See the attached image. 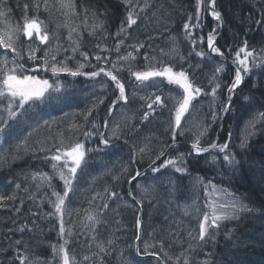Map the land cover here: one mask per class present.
<instances>
[{"label":"trees","instance_id":"1","mask_svg":"<svg viewBox=\"0 0 264 264\" xmlns=\"http://www.w3.org/2000/svg\"><path fill=\"white\" fill-rule=\"evenodd\" d=\"M0 2L6 3L11 8L9 14L0 17V32L15 29L23 24V15L16 7L18 3H39L38 18L40 21L48 23L51 31L57 32L60 36L58 41L60 45L66 47L69 35L71 34L72 39L76 40L77 34H79L77 41L80 45L79 50L87 51L91 64L95 65V67H89L86 64L83 71L90 72L99 70L101 67L106 71L113 70L112 63L97 64L94 54L108 57L110 61L116 62V69L113 70V74L125 82L126 94L130 98L127 105L118 104L116 106L113 116L120 124L122 134H126L129 127H134L137 129L134 135L139 137L137 141L139 146L145 147L147 145L140 162L135 166L129 161L127 147L124 148L119 159L95 154L91 156L88 169L91 175L87 176L85 181L79 185L80 190L76 195L73 196V193H69L68 199L65 201V207L70 211V214L65 216V238H68V229H71V238L66 245L70 261L74 257L76 264H81L83 256L93 257L98 252L97 244H101L107 250L110 247L107 241L112 240L118 248L112 247L110 253L104 254L103 264H157L152 259H139L135 254V236L137 234L135 219L138 213L136 206L127 197V184L131 176L134 175L136 168L143 170L148 167L161 146L171 142L170 136L166 132V121L170 117V112L167 109H157L155 118L150 117L151 123L141 122L143 112L147 110L146 103L150 102L149 96L152 93L161 95L165 105L170 107L172 102L168 97H178L182 93V89L174 84H169L163 77L154 78L160 86L159 91L155 86H130L128 82L129 70L125 66V62L117 61L118 53L115 52V45L119 40H124L119 53L123 55L126 54L128 45L138 42L144 43L145 47L139 49L141 55H138L135 61L130 62L134 71L152 70L143 59V54L147 52L150 57L155 56V60L151 62L155 70L169 65H173L175 70H179L182 65L187 69L189 79L207 92H210L212 87L209 81L214 75L217 76L222 83L213 108L219 113L220 105L225 101L226 86L231 83L235 72L232 67L208 53L207 35L214 28L218 34L217 22L211 18L207 11L202 10L203 23L200 28L192 30L194 37L204 36V43L202 45L197 44L196 51L202 48L210 56V59L206 58L201 61L194 53L190 55L191 44L185 39L183 27L184 23L188 22L187 16L189 14L193 16L191 23H196V0H148L151 7L146 10L148 14L146 23L142 24L138 21L140 26L134 25L132 28H127L125 25L126 31L120 36H116V33L120 28V22L125 18L126 11L121 0H71L74 8L70 12L60 7L61 0H0ZM63 2L67 3L68 0H63ZM140 3L143 6V0H140ZM216 8L222 12L225 22L223 35L216 46L224 54L234 57L235 53L244 46V40H247L248 51L252 52V56L249 57L250 66L253 63V58L257 64L258 59L264 58V51H262L264 50V28H260L254 23L260 19L261 0H216ZM93 13L96 15L93 16ZM100 13H108L109 15L107 19H104ZM27 15L32 17L33 12L30 10ZM101 21L103 27H96ZM69 28L74 29V31L70 33ZM102 32L105 33L103 37H101ZM149 37L152 39L149 40ZM24 40L25 37L21 35L20 41L23 42ZM97 43L100 44V48L96 47ZM149 44L152 45L151 49L148 48ZM40 47L41 51L37 52V57L42 55V50L47 45ZM105 48L111 51H102ZM161 49L168 53V56H162ZM127 50L131 49L127 48ZM7 51L4 50V52ZM54 54L57 60H60L64 55H70V52L65 53L61 50L57 54L54 50L49 51V57ZM13 55L15 54L13 53ZM12 56H9L8 59L11 60ZM180 57L184 59L181 60ZM189 61L192 64L200 63L201 66L193 72L191 68H188ZM68 64L70 67H74L73 61H68ZM259 64H264V60L260 61ZM217 67H223V71L216 73ZM8 68L12 69L14 65L9 64ZM44 78L49 79L50 83L54 79L52 76H45ZM262 79H264V71L254 68L253 74L248 76L243 86L236 92L233 98V110L228 112L222 124L219 143L225 142L228 133L231 132L229 147L239 162L234 169L222 162V154H216L217 163L214 165L210 163L211 155L199 158L187 157L189 150L178 148L176 151H172V154L177 156L178 153H185L188 174H172L171 183L167 178L161 182L154 181L153 174H148L139 180L141 187L148 189L147 193L142 192L141 188L136 186L137 182L134 184V196L137 200L144 201L142 238L156 243L157 246L149 248L148 252L159 256L164 264H184L185 260L191 264L193 256L199 261L209 260L210 264H264V182L261 180L262 172H264V120H256L254 127L249 129L251 134L248 136L247 146L244 149L239 147L245 134L247 122L254 120L260 113H264V82ZM71 80L72 78L65 74L61 75V81L75 93V97L70 102L45 106L37 110L41 120L46 119L50 123L41 127L34 137L36 141H43V145L36 143L34 147L43 146L47 148L52 145L61 146V144L67 146L83 140L82 131L89 130V126L84 124L81 115L73 116L72 114L81 113L86 108H92L93 104H96V108L89 120L95 119V123L100 125V130L103 131L106 109L118 96L117 89L104 76L90 81L75 78L74 84L70 83ZM131 80L134 81L135 78L131 77ZM151 83V80L144 82V84ZM133 91L135 100L132 99ZM242 97L249 99L242 100ZM152 98L154 99V97ZM100 99L103 100L102 104L99 103ZM210 101L211 97L199 96L197 100L192 102L197 111L193 112L190 108L191 119L186 113L182 120V126H184L185 121H188L193 131L201 123L210 124L207 136L201 140V145L205 147L214 141L219 121L218 118L215 123H211ZM5 104L6 101L0 102V110L5 107ZM153 107L156 108L157 106L154 104ZM65 113L69 115L65 116ZM73 124L83 125V129L73 128ZM112 126L113 122L110 119L109 128ZM108 134L106 130L105 135ZM125 138L128 139L129 145L134 143L133 139L128 138L127 135ZM185 138H187L186 143L191 144L189 132H185L184 138L177 137L180 142H184ZM11 139L12 137H9V140ZM96 143H98V137ZM32 147L33 145L29 146L27 154L21 151L20 158L11 161L10 166L7 161H0V195L12 194L13 184H9L8 181H16L18 176L24 177L29 173L37 175V179H29L22 183V188L28 187V193L18 192V197L25 198V203L21 208L22 215L13 213L11 207H0V245L7 246L10 239H22L27 243L30 259L37 260L38 264H58L60 256L54 255L52 248V245L59 246L64 243V240L57 235L58 222L51 217L45 219L39 215L40 212L52 211L51 205L46 202L48 196L45 195V193L50 195L51 189L39 179V175L42 172L53 177L54 173L50 164L39 159L45 153L35 152L33 155ZM85 147H92V142L85 141ZM54 151L53 148L52 152L54 153ZM205 158L209 163L205 162ZM105 164H107V168ZM177 164L179 165V161ZM214 167L215 169L219 167V172H224L227 180L223 183L213 184L221 190L226 189L229 193L240 197L242 203L248 205L253 211L241 212L237 218L223 221V226L214 245L208 244L200 252L198 245L193 241L192 250L187 251L191 240L188 233L190 230L197 229V216L204 211H209V197L213 190V188L201 187L194 178L200 177L207 183L211 178V173L215 176L219 175L218 172L212 171ZM124 168L127 170L123 171ZM162 171L167 175L171 169ZM112 174H119V180L114 181ZM155 175L159 176L160 174ZM94 177L96 178L95 182H93ZM52 184L56 191H61L63 182L58 175L54 176ZM105 187H110L111 191L118 192L122 197L119 201L115 199L108 201L109 209L115 207L118 214L101 213V223L96 224L95 231H92L91 222L87 220V216L95 215V208L90 206L89 201L92 197H97L94 203L99 205L101 200L97 194L104 195ZM29 194H34V200L27 199ZM105 198L107 197L105 196ZM5 203L11 205V202ZM16 204L19 206V199ZM36 204H39L40 207L37 208ZM30 212L37 214L35 217L36 227H32ZM14 217L17 222L28 219L32 231H26L24 234L16 232L15 235L8 232V228L12 227ZM160 237L170 238L174 242L171 245L165 242L164 248L161 250L159 247ZM0 251H3L2 247H0ZM208 253H214V255L209 257ZM140 254L145 255L142 245ZM5 256L11 259L13 253L8 251ZM3 258L5 257L0 256V259Z\"/></svg>","mask_w":264,"mask_h":264},{"label":"snow or ice","instance_id":"2","mask_svg":"<svg viewBox=\"0 0 264 264\" xmlns=\"http://www.w3.org/2000/svg\"><path fill=\"white\" fill-rule=\"evenodd\" d=\"M125 6V18L120 22V28L116 33V36H120L126 31L125 25L127 28H132V26L139 27L138 21L140 23H146L147 12L151 6L148 3V0H143V6H141L140 0H121ZM16 7L20 10L23 15V24L18 26L15 29H9L4 32H0V102L6 101L5 107L0 110V161H15L20 158V153L23 151L24 154H27L29 151V146L33 145L32 151L33 155L35 152H44L45 155L40 157L43 162L50 164L51 169L55 175H58L60 180L63 182V187L61 191H56L55 187L52 184L53 177H49L47 173H40L39 179L42 182L47 184V187L51 189L50 195L45 193L47 198V203L52 207V211L48 213L40 212L39 215L45 219L51 217L52 219L58 222L57 235L64 240V243L56 246L52 245L54 255L60 256V261L58 264H76L75 258L73 257L70 261L69 251L66 245L71 238V229H68V238H65L66 228H65V216L70 214V211L65 207V201L68 199L69 193H73V196L80 190L79 185L85 181V178L91 173L88 171L91 163V156L102 155L104 157H116L117 159L123 154L125 147L129 151V161L135 166L140 162V158L145 152V147H140L137 141L139 140L138 136H135L134 133L137 131L134 127H129L126 134H122V129L120 124L117 122L116 117L113 116V110L116 108V105L123 101L124 105H127L129 102V95L126 94L125 82L118 78L117 75L113 74V70L116 69V62L110 61L108 57H102L99 54H94V59L99 63H112L113 70H105L103 67L99 70H94L90 72H85L83 69L86 64L89 67H95L91 64L89 54L87 51H80V45L77 43L79 40V34H77V39L73 40L71 34L68 37L67 46H62L58 43L60 36L56 31H51L49 29L48 23L40 21L38 15L40 13L39 3H18ZM47 8V5H45ZM60 7L62 9H67L69 12L74 8V5L71 3V0H68L67 3H64L61 0ZM33 12V16L29 17L27 13L29 11ZM202 10L207 11L208 14L217 22V27L223 26V16L220 11L216 8V0H207L205 5V0H196L195 4V20L196 23L192 24L193 19L192 15L187 16V21L184 23L185 39L188 40L191 44V52L195 54L196 57H199L201 61L204 59H210V56L206 54L203 49L196 51L197 44L204 43V36L201 35L198 38L192 35V30L194 28H200L203 23ZM87 13V10H85ZM11 12V8L7 6L6 3L0 2V17H4L6 14ZM96 13H93L95 16ZM104 19H107L108 13H100ZM260 19L254 21L255 25L260 28H264V0H261V12L259 13ZM50 23V21H49ZM43 25V27H41ZM67 27V25H64ZM59 27V26H58ZM96 27H103V22L96 25ZM74 29L69 28L71 33ZM51 34V36H50ZM105 33H101L103 37ZM23 35L25 40L20 41V37ZM218 38L216 29L214 28L212 32L207 35V47L211 50L212 53L218 54L221 57H224V53L219 47L216 46V39ZM152 37H149L151 40ZM38 42V43H37ZM124 43V40L121 39L115 45V52L118 53L117 61L125 62V66L129 70V84L134 85L135 87H153L155 86L159 91L160 86L157 81L154 79L156 77L166 78L169 84H174L178 86L179 89H182V93L178 97L169 96L168 99L172 102L171 106L165 105L164 100L161 99V95H156L152 93L149 96L150 102L146 103L147 110L143 112L141 117V122L151 123L150 117L155 118V113L157 109H167L170 112V117L167 123L166 132L170 136V143L167 145H162L161 148L155 153V158L151 159L148 167L141 172L139 169L136 170L135 175L131 176V179L128 181L131 183L137 178H145L149 172L153 174V180L161 182L164 178H167L169 182H172V174H188L187 159L185 153H178L175 159L168 155V158L163 161V163L157 165L156 161L160 160L162 156H165L167 149L176 151L181 143L178 141L177 137H185V132L191 134V144L190 151L187 153V157L199 158L204 153H209L212 156L210 163L216 164L217 157L216 154H222V162L225 163L229 168L234 169L235 166L239 163L235 158V153L230 149L229 145L231 142L232 134L228 133L227 139L223 143L211 142L207 144V147L201 145V140L205 139L210 128L209 125L199 124L196 126L195 131H193L192 126L185 121L184 126H182V120L185 117V114H189V119H191V113L189 109L191 108L193 112L197 111L193 101L201 95H204L206 98L211 97L209 103V109L211 111V123L220 118V116L226 115L228 112L232 111L233 97L236 95V89L244 83L245 78L253 74V69H261L264 71V64H256L255 58H253V63L249 66L248 59L252 56V52L248 51L247 40H244V46L235 53L233 58V65L235 66V75L231 83L226 86V97L224 103L220 105L219 113L213 108V104L217 98V92L221 88V81H219L217 76L209 81L212 85L211 91L207 92L196 84L194 81L189 79L188 71L182 65L179 70H175L173 65L167 67H162L159 70H155L152 66V61L155 60V56L150 57L147 52L143 54V59L146 65L152 70L146 71H134L131 68V61H135L138 55H141L139 49L145 47L144 43L138 42L136 44L128 45L126 54L120 53V46ZM41 45H47L46 48L42 50V55L37 57V52L41 51ZM97 48H100V44H96ZM148 48L151 49L152 45L149 44ZM4 50H8L4 52ZM54 50L57 54L62 50L65 53L70 55H64L62 59L57 60L56 55L49 57V51ZM102 51H111L109 49H102ZM229 51H231L229 49ZM264 51V50H262ZM162 56H168V53H165L163 49L160 50ZM15 54L12 56V54ZM241 53H245L243 58H241ZM12 56V59L9 60L8 57ZM79 57L80 59H78ZM183 60V57H180ZM226 59V57H225ZM73 61L74 67H70L68 61ZM39 61V62H38ZM83 61V62H82ZM31 62V63H29ZM14 65V68L9 69L8 65ZM28 65L27 67L25 65ZM201 65L200 63L192 64L188 62V68H191L193 72L196 71ZM50 72L52 74L53 82L50 83L49 79L41 78L36 75L38 72ZM223 67H217L215 69L216 73L222 72ZM31 73V74H29ZM104 74L105 77L110 78L115 84V89L118 90V96L113 100L108 108L106 109V115L104 117L103 128L108 131L106 136L104 131L100 130V125L95 123V119L92 121L89 120V117L92 116L93 110L96 108V104H93L92 108H86L81 113L72 114L81 115L83 117L84 124L89 126V130L82 131L83 140L77 141L72 145H63L50 147H34L36 143L43 145V141H36L34 137L36 136L38 130L44 125H49V120H41L39 117L38 109H42L45 106L50 105H59L63 103L70 102L74 97L75 93L69 86L61 81V74H65L67 77L72 78L70 83L74 84L76 77H86L89 79H94ZM131 77H134L135 80L132 81ZM151 84H144L146 81H150ZM264 82V79H262ZM154 97V99L152 98ZM132 99L135 100V94L133 91ZM242 100L249 99L248 97H242ZM99 103H103V100L100 99ZM157 107L154 108L153 105ZM68 113H65V116H68ZM112 120L113 126L109 128V120ZM264 120V113H260L258 117L254 120L248 121L245 128V134L239 147L244 149L247 146V139L249 134V129L254 127L256 120ZM73 128L83 129V125H72ZM95 129V131H92ZM127 135L128 138L133 139L134 143L129 145L128 139L125 138ZM9 137H12L9 140ZM98 137V143L96 139ZM85 141L92 142V147H85ZM185 143L187 138H185ZM207 142V141H206ZM53 148L55 149L54 153L52 152ZM138 149V150H137ZM52 153L51 155H48ZM87 157V158H86ZM10 158V159H9ZM179 161V165L177 164ZM205 162L209 163L207 158ZM107 168V164H105ZM171 169L169 174H165L162 170ZM127 169L124 168L123 171ZM219 175L223 173L219 172ZM79 172V175H78ZM159 173L157 176L155 174ZM120 178L119 174H112V179L118 181ZM37 179V175L34 173H29L24 177L18 176L16 181H8L9 184H13V192L10 195H0V207H11V211L15 214H21V208L25 203V198L18 197V192L23 191L28 193V187H21L22 183H25L27 180ZM95 177L93 182H95ZM194 180L201 187L213 188L216 189L217 186L212 183L211 180H208L205 183L200 177H195ZM261 180L264 182V172H262ZM75 182V183H74ZM138 188H141L142 192L147 193V188H142L139 181H137ZM104 195L97 194L101 203L96 205L94 202L97 197H92L89 201L90 206L95 208V215H88L87 220L91 222V229L95 231V226L98 223H101V213L107 212L109 215L118 214L116 208L109 209V200L115 199L119 201L122 199L119 193L116 191H111L110 187L104 188ZM226 194L230 199L224 201L223 203L209 204L211 211H204L197 216V229L190 230L188 235L191 237L189 241V249L192 250V242L195 241L199 247L200 252L203 251L204 247L208 244H215L217 235L219 234L222 228V222L226 220L235 219L239 216L241 212H251L253 209L249 208L248 205L242 203L240 197L235 196L233 193H228L226 189L220 190ZM62 192V194H61ZM131 195V194H130ZM105 196L107 198H105ZM19 199V206H17L16 201ZM27 199L34 200V194H29ZM133 199L136 198L133 196ZM5 202H11V205L6 204ZM136 212L141 213L143 211V200H137ZM37 208L40 207L39 204L35 205ZM22 215V214H21ZM32 217L31 224L32 227H36V213H31ZM202 216V219H201ZM69 223H71L69 221ZM144 221L141 219V215H137L135 219V226L137 229V234L135 240L139 242L136 245L137 254L141 251V245L143 246V251L145 254H149V248H155L157 245L152 241H148L142 238L141 227ZM55 227V226H54ZM31 232L32 228L29 227L28 219H24L22 222H17L15 217L12 220V227L8 228V232L15 235L16 232L24 234ZM230 235V233H229ZM155 239V238H153ZM167 242L171 245L174 241L170 238L160 237L159 247L161 250L164 248V244ZM107 244L110 246L106 250L101 244H97L98 252L94 254L93 257L83 256L81 264H103L104 254L110 253L112 247H117L113 244L112 240H108ZM3 251H0V256L5 257L0 259V264H38V261L35 259L29 258V249L27 243L22 239L20 240H9L7 246H2ZM11 251L13 256L11 259L5 256V253ZM155 255V253H151ZM199 254V253H197ZM209 257L214 255V253H208ZM167 256V253H165ZM170 259V257H169ZM157 264H160L158 260ZM184 264H189L188 260L184 261ZM191 264H210L209 260L199 261L195 256L191 259Z\"/></svg>","mask_w":264,"mask_h":264},{"label":"rangeland","instance_id":"3","mask_svg":"<svg viewBox=\"0 0 264 264\" xmlns=\"http://www.w3.org/2000/svg\"><path fill=\"white\" fill-rule=\"evenodd\" d=\"M263 60H264V58L258 59L257 60V64H259V62L263 61ZM222 173H223V175H218L219 178L218 179L215 178V182H213V183H223L224 181H226V177L224 175V172H222ZM220 190L221 189H219V188H216V189L212 190V192L210 194V197H209V204H217V205H219V204L223 203L224 201L230 199V197H228L226 194H224ZM210 211H211V209L209 208V212Z\"/></svg>","mask_w":264,"mask_h":264},{"label":"water","instance_id":"4","mask_svg":"<svg viewBox=\"0 0 264 264\" xmlns=\"http://www.w3.org/2000/svg\"><path fill=\"white\" fill-rule=\"evenodd\" d=\"M219 57H221V56H219ZM221 58H223V57H221ZM229 62H230V61H229ZM230 63H231V62H230ZM189 147H190V146H189ZM165 157H166V155L163 156V157H161L160 160L156 161V164L160 163ZM137 179H139V178H137ZM135 181H136V180L132 181V182L129 183V185H128V196H129V199H130L135 205H137V203H136V201L133 199V196H132V193H131V191H132V186H133V184H134ZM130 194H131V195H130ZM138 215H141V219H142V214L139 213ZM141 230H142V227H141ZM137 244H139L138 241H136V245H137ZM136 253H137V252H136ZM140 257H142V256H140ZM146 257H148V258H154L155 260H157V262H158V260H159V261H160V264H163V262H162L157 256L147 255Z\"/></svg>","mask_w":264,"mask_h":264}]
</instances>
